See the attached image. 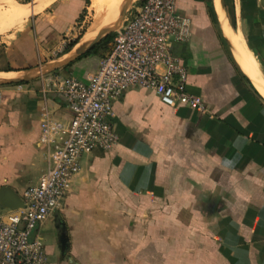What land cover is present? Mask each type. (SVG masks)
Returning <instances> with one entry per match:
<instances>
[{"label": "crops", "instance_id": "0c3cea01", "mask_svg": "<svg viewBox=\"0 0 264 264\" xmlns=\"http://www.w3.org/2000/svg\"><path fill=\"white\" fill-rule=\"evenodd\" d=\"M217 1L176 0L192 34L173 42L171 53L204 112L165 105L140 87L113 99L116 143L82 155L61 206L31 232L49 264H264V90L253 80L264 85V69L258 50L231 25L233 49L231 34L254 78L240 66ZM83 7V0H0V58L11 68L31 65L35 46L71 31ZM97 63L88 55L68 70L84 78ZM41 82L0 86V187L20 197L46 168L42 108L70 118L63 96ZM7 214L0 206V219Z\"/></svg>", "mask_w": 264, "mask_h": 264}, {"label": "built area", "instance_id": "2783aa9c", "mask_svg": "<svg viewBox=\"0 0 264 264\" xmlns=\"http://www.w3.org/2000/svg\"><path fill=\"white\" fill-rule=\"evenodd\" d=\"M191 34V19L178 11L176 0H140L120 23L94 71L84 78L70 74L53 80L70 118L63 122L42 108L38 143L46 168L24 189L23 207L0 219V264H49L41 238L31 232L61 206L82 155L116 143L109 117L113 99L122 92L140 87L165 105L204 112L202 99L186 91L187 71L171 53L173 42L187 41Z\"/></svg>", "mask_w": 264, "mask_h": 264}, {"label": "rangeland", "instance_id": "374dc122", "mask_svg": "<svg viewBox=\"0 0 264 264\" xmlns=\"http://www.w3.org/2000/svg\"><path fill=\"white\" fill-rule=\"evenodd\" d=\"M95 1H98V0H83L84 7H83V9L79 15V18L77 19V21L74 25V28L71 31L63 33L61 37L56 38V39L52 40L51 42H44V44L41 43L39 46H35L36 49L38 47H41V48H38L37 51L35 49L36 53H34L35 58H34V60H32V62H31L32 64L28 65L25 68L26 69H29L31 67L32 68H39L47 62H51L53 60H59L63 57H66L70 53V51H73L76 47H78L79 45L87 42L89 39L94 37L98 33V31L105 26V24H106V22L110 16V14L112 13V11L119 6L118 7V13L111 16L110 22L117 19L120 8L122 6L123 0H99L98 3H100V4L98 7L93 6ZM248 1H250V2L248 3ZM139 3H140V0H132V2L130 4L131 5H137ZM236 4H237V8H239V14L238 15H236L234 12L235 11V8H234L235 2H234V0H232L233 27H235V28L239 27L240 28L241 32L244 35L246 44H247L249 49H251L253 51L258 50L259 53H257V51H255V52L257 53L260 61L262 62L263 69H264V47L263 46H261V48L259 47L260 51H259L258 47H256V46H259L261 44L264 45V0H247V2L245 0H236ZM224 6H225V3H224ZM211 7H212V12H213V19H215L217 21L215 10H214L213 6H211ZM215 8H216V6H215ZM225 11H226V15H227V18H228L229 24H230L231 13L230 14L228 13L226 6H225ZM216 12L218 15L219 22L222 21V17H223L222 11H219L216 9ZM93 25H94V27H96L94 34L92 33L93 35L91 34V35L87 36L89 29ZM95 25H97L98 27ZM220 26H221V23H220ZM230 26H231V24H230ZM114 33L116 35V31H114ZM223 33L225 34V32H223ZM255 33H257V38L259 40L255 37ZM73 41L74 42L76 41L75 45L71 48V50L68 53H66L65 50H66L67 46H69ZM111 43H112V41L109 42L108 47L111 45ZM63 54H66V55L63 56ZM90 55H93V54H90ZM94 56H96V55H94ZM52 58H57V59H52ZM97 58L99 59L100 57L97 56ZM71 64H69L68 66H66L62 69H59L55 72H51V73H48L45 75L38 76L32 80H35V79L39 80V79L44 78L45 82H43V83L41 82L40 85H43L45 83V87L47 89L48 88L51 89L52 88V82L56 77H62L64 75H70L68 69H69V66H71ZM0 68H7V69L9 68V69H13V70H19V68L18 69L17 68H11V67L5 65V62L2 58H0ZM0 72L7 73V71H5V70H1ZM14 72L15 71L8 73L7 76H14L15 77V76L21 74V73H14ZM30 81L31 80L26 81L25 83H28Z\"/></svg>", "mask_w": 264, "mask_h": 264}, {"label": "water", "instance_id": "95a60500", "mask_svg": "<svg viewBox=\"0 0 264 264\" xmlns=\"http://www.w3.org/2000/svg\"><path fill=\"white\" fill-rule=\"evenodd\" d=\"M132 0H126L125 4L122 6L121 10L119 11V15L117 19L114 21L113 24L107 27L101 28L98 33L95 35V37L78 47H76L73 51H70V53L59 60H53L51 62L45 63L43 66L39 68H29V69H20V70H8L7 73H11L15 71L14 73H21L17 76H7L6 77H0V86L1 85H8V84H16V83H22L29 80H32L38 76L45 75L51 72H55L59 69H62L69 64L76 61L79 57L84 55L87 51H89L96 43H98L102 38H104L109 33H112L116 31L122 22V20L128 16L131 9L135 5H131L130 3ZM224 2V0H223ZM68 51V52H69ZM66 52V53H68ZM66 54H63L65 56ZM62 57V56H61ZM0 206L4 209H7L8 211H14L21 207H23V200L22 198L13 190L7 187H0ZM60 242L63 246L66 245V236L62 235L59 238Z\"/></svg>", "mask_w": 264, "mask_h": 264}, {"label": "bare ground", "instance_id": "6f19581e", "mask_svg": "<svg viewBox=\"0 0 264 264\" xmlns=\"http://www.w3.org/2000/svg\"><path fill=\"white\" fill-rule=\"evenodd\" d=\"M99 1V0H98ZM98 1H95V3H94V5L93 6H95V7H98L99 6V4L100 3H98ZM221 2L219 3L218 1H217V8L218 9H221V11H222V13H223V26H222V30H223V32H225V36L228 38V40L230 41V32H229V27H231L230 26V24H229V21H228V19L226 18V12H225V8H224V4H223V0H220ZM125 2H126V0H123L122 1V6L125 4ZM122 6H121V8H122ZM40 6H38V8H39ZM119 7V6H118ZM118 7L116 8V9H114L113 11H112V13L110 14V16H109V18H108V20H107V22H106V24H105V26L104 27H107V26H110L111 24H113L114 23V21H111L110 22V19H111V16H113L114 14H116V13H118ZM121 8H120V10H121ZM119 15V14H118ZM96 21V20H95ZM226 25H227V28H226ZM95 26H97V25H95ZM98 27V26H97ZM95 29H96V27H94V25L93 26H91V28L89 29V31H88V33H87V36L88 35H91L93 32H95ZM95 37V36H94ZM94 37H92L91 39H93ZM231 37L233 38V40L235 41V46H236V50L235 49H233V48H235L234 47V45H232L233 43L230 41V43H231V46H232V49H233V52H234V54H235V58L237 59V61H238V63L240 64V66L242 67L243 66V68L246 70V68L244 67V64H243V62H242V58L240 59L239 57V55H241V56H243L244 57V53H243V51H242V49H241V47H240V45L238 44V42H237V38L235 37V36H233L232 34H231ZM91 39H89V40H91ZM88 40V41H89ZM235 50V51H234ZM236 52L239 54H236ZM239 57H238V56ZM245 58V60H246V62H247V65H249L248 63H249V61L246 59V57H244ZM246 66V65H245ZM242 68V69H243ZM243 69V70H244ZM248 69V68H247ZM244 70V71H245ZM250 70V69H249ZM246 72L249 74V76L253 79L254 78V76H253V74L251 73V72H249L248 70H246ZM1 75V74H0ZM254 80V82L257 84V86L259 87V89L261 88V89H263L264 90V85L263 84H260V83H258V82H256L255 81V78L253 79Z\"/></svg>", "mask_w": 264, "mask_h": 264}, {"label": "trees", "instance_id": "16d2710c", "mask_svg": "<svg viewBox=\"0 0 264 264\" xmlns=\"http://www.w3.org/2000/svg\"><path fill=\"white\" fill-rule=\"evenodd\" d=\"M225 6L227 7L228 13H231V17H230V24L233 25V18H232V14H233V7H232V0H224ZM209 12L211 14V17L213 18V12H212V7H209ZM115 37V33H109L108 35H106L102 40H100L98 43H96L89 51H87L84 55H82L81 57H79L77 60L81 59L84 56H88L90 54L96 55L98 57H101L105 51L109 48L108 44L109 42L113 41ZM76 41L72 42L69 46H67L65 52H68L74 45H75ZM76 60V61H77ZM23 69V68H21ZM8 70H13V69H6L5 71ZM20 70V69H19Z\"/></svg>", "mask_w": 264, "mask_h": 264}]
</instances>
